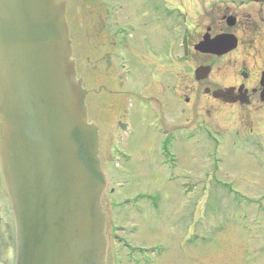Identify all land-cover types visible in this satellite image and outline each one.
I'll return each instance as SVG.
<instances>
[{
  "label": "flooded vegetation",
  "instance_id": "obj_1",
  "mask_svg": "<svg viewBox=\"0 0 264 264\" xmlns=\"http://www.w3.org/2000/svg\"><path fill=\"white\" fill-rule=\"evenodd\" d=\"M64 1L71 60L85 91L87 122L97 130L106 183L101 196L105 264H153L155 244L139 233L154 225L153 182L149 191L115 200L127 179L122 169L161 160L162 168L178 170L184 157L174 144L197 139L201 131L217 149L220 141L213 137L219 131L209 119L218 107L254 108L240 117L246 128L236 131L231 143L264 151V0ZM228 37L235 39L236 47L218 56L214 41ZM226 60L237 65V73L219 82L213 74L218 62ZM201 68L209 73L197 80L195 72ZM217 90H231L234 102L215 99ZM202 96L208 102L204 113L209 124H202ZM161 178L177 183L178 194L183 193L179 176ZM111 208L118 209L114 216ZM124 218L128 225L120 223ZM8 220L0 181V226L6 236ZM165 232L167 245L175 242L174 231L167 227ZM177 240L178 245L184 242L182 235Z\"/></svg>",
  "mask_w": 264,
  "mask_h": 264
},
{
  "label": "water",
  "instance_id": "obj_2",
  "mask_svg": "<svg viewBox=\"0 0 264 264\" xmlns=\"http://www.w3.org/2000/svg\"><path fill=\"white\" fill-rule=\"evenodd\" d=\"M214 43L218 56L236 47L229 37ZM208 73L197 69L196 79ZM230 91L212 95L233 103ZM98 147L65 1L0 0V181L9 217L0 264H105Z\"/></svg>",
  "mask_w": 264,
  "mask_h": 264
},
{
  "label": "rangeland",
  "instance_id": "obj_3",
  "mask_svg": "<svg viewBox=\"0 0 264 264\" xmlns=\"http://www.w3.org/2000/svg\"><path fill=\"white\" fill-rule=\"evenodd\" d=\"M235 73V63L219 61L213 78L219 82L232 80ZM201 100L202 124H209L204 113L208 102L203 96ZM253 110L216 108L209 120L226 142L222 143V139L214 135L213 138L220 141L215 149L213 140L201 131L197 139L187 137L182 144L181 141L174 144L184 157L178 170L162 168L161 160L123 167L127 179L120 194H115V200L129 198L138 191H149L153 182L151 199L157 209L152 216L154 225L139 231L145 241L151 239L155 244L153 264H264V151L236 141V144L231 143L236 139L234 133L246 128L240 117ZM170 173L182 179V194H178L177 183L160 179ZM112 182L110 188L116 187V182ZM110 210L113 216L118 212V209ZM122 222L128 225L127 218ZM167 227L175 234V242L169 246L165 236ZM177 235L183 236L182 245H178ZM137 243L143 244L139 240Z\"/></svg>",
  "mask_w": 264,
  "mask_h": 264
},
{
  "label": "clouds",
  "instance_id": "obj_4",
  "mask_svg": "<svg viewBox=\"0 0 264 264\" xmlns=\"http://www.w3.org/2000/svg\"><path fill=\"white\" fill-rule=\"evenodd\" d=\"M8 255H9V257H12V254L11 253H9Z\"/></svg>",
  "mask_w": 264,
  "mask_h": 264
}]
</instances>
